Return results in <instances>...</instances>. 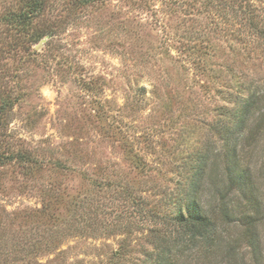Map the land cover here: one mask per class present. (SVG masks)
<instances>
[{
    "label": "rangeland",
    "instance_id": "obj_1",
    "mask_svg": "<svg viewBox=\"0 0 264 264\" xmlns=\"http://www.w3.org/2000/svg\"><path fill=\"white\" fill-rule=\"evenodd\" d=\"M52 1V33L27 53L2 18L21 1L0 0V96L13 99L0 110V264H153L151 231L174 228L206 146L199 199L214 210L212 125L264 90V43L228 0H97L66 16ZM248 2L264 23V0ZM258 156L244 167L264 211ZM239 230L200 264H258Z\"/></svg>",
    "mask_w": 264,
    "mask_h": 264
},
{
    "label": "trees",
    "instance_id": "obj_2",
    "mask_svg": "<svg viewBox=\"0 0 264 264\" xmlns=\"http://www.w3.org/2000/svg\"><path fill=\"white\" fill-rule=\"evenodd\" d=\"M20 1L22 3L20 9H8L2 18L8 27L14 30L11 33L12 39L16 34L19 39L21 38L20 40L15 38L18 39L19 49L29 53L31 43H37L45 35L52 33L55 25L54 21L49 20L48 14L50 13L47 11V7L55 2L52 0ZM96 1L64 0L60 4L62 16L70 14L72 8L85 7ZM132 1L134 2V0ZM225 2L226 0H220L218 4H223L222 6L225 7ZM228 3L232 8L237 7L240 15L243 14V17L236 16V19L243 23L240 24L241 27L246 26L245 30L248 34L254 35L258 41L264 43V23L259 19L261 14L258 13V10L255 11V7L248 0H228ZM34 22H41V25L36 27ZM12 105L11 96H0L1 111ZM263 105L264 90L255 87L249 90L243 100L234 102L225 116L221 118V122L213 123L212 128L220 139L218 141L220 143L219 152L214 150L215 146L210 152L214 155V159L218 156L220 158V163L212 164L218 165V167L220 164V168L217 169L218 173L214 177L217 190L214 210L208 211L207 206L202 205L199 199L200 185L206 176L207 154H204L208 148L206 146L204 153L199 155L198 162L194 164V168L188 176L185 190L176 194L177 197L174 198L178 203L177 216L175 219L176 214L172 216V220L175 221L174 228L170 227L169 231H157V229L151 231L155 244L152 253L153 264H200L199 258L209 257L223 244L221 241L224 240L220 239V232L229 236L228 243L232 240L229 232L233 226L240 228V243L244 242L251 248L255 259L262 257L261 239L258 237L257 227L263 223L264 211L256 197L258 188L256 178H254L249 165L244 166L251 159L259 158V154L262 156L264 151ZM17 155L22 162H32L27 153H17ZM127 189L124 187V190L127 191ZM232 205L233 209L239 210L231 213ZM248 209L253 211L249 212ZM148 210L149 213H154L153 209L149 208ZM236 214L239 215L236 216ZM220 226L223 228L221 229ZM231 250L238 252V247H232L225 253L234 257ZM262 260L263 258L258 259L257 263L261 264ZM204 261L206 264L209 263L208 260ZM229 261L232 260L227 262Z\"/></svg>",
    "mask_w": 264,
    "mask_h": 264
}]
</instances>
